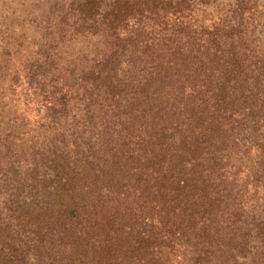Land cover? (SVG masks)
Returning a JSON list of instances; mask_svg holds the SVG:
<instances>
[{
    "label": "trees",
    "instance_id": "obj_1",
    "mask_svg": "<svg viewBox=\"0 0 264 264\" xmlns=\"http://www.w3.org/2000/svg\"><path fill=\"white\" fill-rule=\"evenodd\" d=\"M17 1L0 0V264H258L264 0H34L51 32L23 60ZM85 34L88 53L58 50Z\"/></svg>",
    "mask_w": 264,
    "mask_h": 264
},
{
    "label": "rangeland",
    "instance_id": "obj_2",
    "mask_svg": "<svg viewBox=\"0 0 264 264\" xmlns=\"http://www.w3.org/2000/svg\"><path fill=\"white\" fill-rule=\"evenodd\" d=\"M24 5H20L19 1H17L14 4H10V2H7L5 4V7L8 9V13L10 14L11 11L17 10L16 13L21 11L20 16H11L7 19L9 21L15 20L13 25L15 26L16 32L21 30V33L25 36V42L22 47H17V58L20 60H23L25 57L27 58L28 49L33 46L34 43L39 42L42 39H47L45 36H48V32H51L50 24L48 23V17L49 20L52 18L49 16V10L48 6H45L41 4L40 1H24ZM4 2V1H3ZM44 10V11H43ZM45 13V14H44ZM204 13L207 17H218L219 10L215 7L208 8ZM55 16V14H54ZM6 19V20H7ZM3 20V19H0ZM47 21V22H46ZM95 40L98 41V38L92 37L89 34L85 35H75L74 39H71L69 42H65L64 44L58 45V50L65 51L68 53H80L85 54L88 53L92 49L93 42ZM76 55V54H74ZM14 58V59H17ZM13 60V59H12ZM4 65V61L2 58H0V66ZM1 74V72H0ZM1 86L2 83L0 81V93H1ZM22 150V151H20ZM28 150L27 145H18V150L16 152V156L19 157L20 154L25 153V151ZM4 150L0 148V165L5 166L6 165V158L4 156ZM255 253L261 252V254H264V245H261L259 241H256L255 248L253 250ZM251 257H248L247 261H250ZM258 264H264V256H259L257 258Z\"/></svg>",
    "mask_w": 264,
    "mask_h": 264
}]
</instances>
